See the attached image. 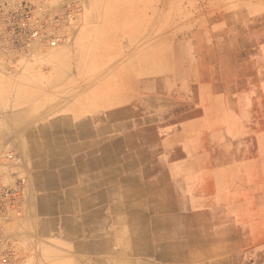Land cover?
<instances>
[{
	"label": "crops",
	"instance_id": "obj_1",
	"mask_svg": "<svg viewBox=\"0 0 264 264\" xmlns=\"http://www.w3.org/2000/svg\"><path fill=\"white\" fill-rule=\"evenodd\" d=\"M29 1L65 41L0 42V264H264V29L139 41L150 0Z\"/></svg>",
	"mask_w": 264,
	"mask_h": 264
},
{
	"label": "rangeland",
	"instance_id": "obj_2",
	"mask_svg": "<svg viewBox=\"0 0 264 264\" xmlns=\"http://www.w3.org/2000/svg\"><path fill=\"white\" fill-rule=\"evenodd\" d=\"M150 1L154 6L153 12L155 14V19L138 22L139 41L142 40V36L145 35L146 30L150 32L148 34L152 35L155 41L161 38L162 35L170 36L175 42L179 40V37L182 38L184 35L188 39V36L192 35L194 29L200 28L206 30L211 28L216 21L224 18L227 13L232 15V26L235 30L244 27L251 31L264 29V0ZM159 14H164L162 16H169V18H167V20H163L162 17L157 19V16H160ZM59 23L57 17V20L53 25ZM0 42L3 44H11L1 37ZM260 152V156L264 159V149H261ZM261 167L264 169V161ZM259 187L264 189V175L260 178ZM258 200L260 203H264V196L260 197Z\"/></svg>",
	"mask_w": 264,
	"mask_h": 264
},
{
	"label": "built area",
	"instance_id": "obj_3",
	"mask_svg": "<svg viewBox=\"0 0 264 264\" xmlns=\"http://www.w3.org/2000/svg\"><path fill=\"white\" fill-rule=\"evenodd\" d=\"M56 16L40 14V7L29 0H20L14 5L5 6L0 14V37L15 45H27L31 42H47L55 46L64 42V35L53 29ZM13 153H7L8 160ZM21 187L9 186L0 181V224L10 214L21 215Z\"/></svg>",
	"mask_w": 264,
	"mask_h": 264
}]
</instances>
